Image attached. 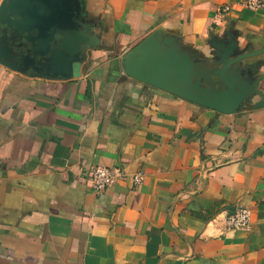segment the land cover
<instances>
[{"label":"crops","instance_id":"crops-1","mask_svg":"<svg viewBox=\"0 0 264 264\" xmlns=\"http://www.w3.org/2000/svg\"><path fill=\"white\" fill-rule=\"evenodd\" d=\"M243 1L75 0L95 42L79 77L0 64V264H264V108L251 109L263 96L223 114L122 65L155 33L197 70L217 67L214 44L261 49L264 6ZM237 66L264 95V52ZM96 166L126 177L95 193ZM238 207L250 225L230 230Z\"/></svg>","mask_w":264,"mask_h":264},{"label":"water","instance_id":"water-1","mask_svg":"<svg viewBox=\"0 0 264 264\" xmlns=\"http://www.w3.org/2000/svg\"><path fill=\"white\" fill-rule=\"evenodd\" d=\"M76 6L75 0H2L0 64L29 77H79L83 50L95 42L82 29ZM158 36L151 35L123 57L128 77L223 114L243 109L256 95L263 98L251 109L264 108V95L254 88L257 81L248 86L237 66L262 54L264 46L237 53L235 43L229 47L214 44L217 67L197 70L175 41L164 39L161 46ZM9 39L12 46L8 45ZM21 48L27 49L26 53H15Z\"/></svg>","mask_w":264,"mask_h":264},{"label":"built area","instance_id":"built-area-1","mask_svg":"<svg viewBox=\"0 0 264 264\" xmlns=\"http://www.w3.org/2000/svg\"><path fill=\"white\" fill-rule=\"evenodd\" d=\"M241 6L247 10L255 11L264 6V0H244ZM230 8L226 7L228 11ZM88 176L91 181L92 189L95 193H102L112 184L120 179H124L126 174L119 168H109L96 166L91 167L88 171ZM144 174L139 172L131 176V182L139 186L142 184ZM251 221V211L246 207H238L235 212L225 219L226 227L230 230H241L248 228Z\"/></svg>","mask_w":264,"mask_h":264},{"label":"flooded vegetation","instance_id":"flooded-vegetation-1","mask_svg":"<svg viewBox=\"0 0 264 264\" xmlns=\"http://www.w3.org/2000/svg\"><path fill=\"white\" fill-rule=\"evenodd\" d=\"M8 34H9V32H8ZM33 34H35L34 32H33ZM22 37V36H21ZM8 45H13L12 44V39H9L8 40ZM26 50L27 49H23V48H21V49H17V50H14L15 51V53H17V54H21V53H26ZM14 63H15V60L13 61Z\"/></svg>","mask_w":264,"mask_h":264}]
</instances>
